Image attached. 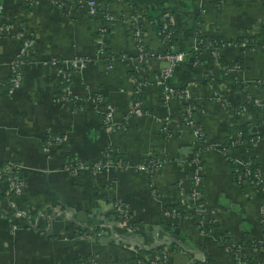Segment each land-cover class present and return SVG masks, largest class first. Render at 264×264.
<instances>
[{
	"label": "crops",
	"instance_id": "obj_1",
	"mask_svg": "<svg viewBox=\"0 0 264 264\" xmlns=\"http://www.w3.org/2000/svg\"><path fill=\"white\" fill-rule=\"evenodd\" d=\"M85 1L77 5V11L74 7L61 10L50 0L1 2L0 23L8 29L0 33V163L17 164L24 186L18 196L12 195L7 177H0V264H139L161 259V250L154 247L166 246L176 237L181 247L168 255L166 264H191L205 256L215 264H247L244 258L264 264V190L238 184L226 166L220 145L235 131L231 115L213 100L216 92L245 106L234 119L247 124L251 134L262 135L254 138L252 147L264 180V50L259 48L264 40L256 39V48L229 45L218 50L229 72L243 84V92L231 91L225 80L214 82L209 77L219 75L215 60L203 49L195 62L185 54L170 75V84L185 85L188 97L198 106L191 116L206 144L198 197L213 211V221L199 217L194 224L189 216L164 210L177 200L179 191L190 189L195 169L190 159L193 136L179 114L181 100L172 97L166 107L158 88L147 83L141 87V114H130L134 78L128 71L135 60L126 19L131 8L122 0H94L100 11L89 16ZM138 1L143 12L142 42L151 52L161 48V42L148 16L166 12L181 31L194 9L201 8V32L214 31L224 38L244 30L257 32L264 19V0H222L217 9L208 0ZM105 9L112 19L98 51L95 39ZM26 39L31 44L23 56L19 86L6 93L2 85L9 76L8 62ZM177 45L183 47L181 42ZM117 54L128 57L121 59ZM74 58H84L81 68L69 66ZM236 59L240 66L234 68ZM146 64L148 70L156 71L167 62L150 57ZM93 96L100 100L87 102ZM250 99L263 104L255 109ZM106 106L109 128L100 122ZM46 136L64 139L46 145ZM105 146L119 157L111 155L112 165L90 178L85 163L96 159ZM148 154L160 161V167L146 176L135 164ZM227 154L236 164L247 160L242 142L231 146ZM65 156L82 165L72 175L64 168ZM95 193L101 197L95 198ZM116 199L124 203L132 228L110 218V204ZM15 204L29 208L22 220L15 216ZM63 214L70 219H61ZM51 219L63 220V226L47 235ZM95 226L99 234L76 236L81 228ZM168 226L177 229L175 237L172 231L165 232ZM221 235L227 238L226 244L239 248L229 251L218 245ZM256 242L259 248L253 247Z\"/></svg>",
	"mask_w": 264,
	"mask_h": 264
},
{
	"label": "built area",
	"instance_id": "obj_2",
	"mask_svg": "<svg viewBox=\"0 0 264 264\" xmlns=\"http://www.w3.org/2000/svg\"><path fill=\"white\" fill-rule=\"evenodd\" d=\"M1 2L0 0V10H1ZM53 4H55L58 8L61 10H67L69 11L71 8L75 7L76 5H80L83 3V0H50ZM86 5V13L89 16H92L96 13V3L94 0H86L85 1ZM129 6V5H128ZM131 10V9H130ZM143 18V12L142 9L139 7L135 10H131L127 19V28L130 32V35L133 38L134 42V55L132 56L135 60V66L133 67V70L138 72L139 75L134 78V87H133V92H138L140 91V87H142L145 84H153L157 88H159V93L161 95L162 100L169 101V99L177 98L180 99L182 102H184V105L181 107V114L180 117L182 118L183 124L188 127L191 131V134L193 136V141H192V154H191V161L195 166L194 172H192V186L190 189H188L187 192L184 191H179L177 201L179 204V207L182 210L185 211H193L196 214L200 215V218L207 219V221H213L211 219V216L213 214V211L208 209L203 202L199 199V184H200V177H199V169H200V164H201V154L203 148H199L196 145V141H198L199 138L202 137V130L195 125V121L192 118V112L195 110H199L198 108H194L192 104H187V99H191L188 97V94L184 89L176 90L170 82V75L172 73L173 68L179 64L183 58L185 57V53L183 51H177L174 50L171 45H169L167 48H165L164 53H158L157 51L151 52L148 49L145 50V46L142 42V19ZM112 19V14H110L106 9L103 12L102 16V24H100L97 28V35H96V47L98 51L102 50V42H101V36L105 33L106 28H107V23ZM162 22L161 29L156 32V36L161 42V47H165V42L167 41V38L169 36V31H166V26L167 25H172L171 18L168 13H162L161 18ZM7 26L4 25L2 22L0 23V33L3 32L4 30H7ZM99 35V36H98ZM200 41L196 40L193 38V43L191 45V48L193 51H195L197 54L200 51V49H204L202 47H199ZM31 44V41L29 39H26L23 41L22 45L20 46L19 49H17L14 57L9 60L8 62V68H9V76L6 80V83H4L2 86L4 87V90L6 93H12L13 90H15L19 86L20 78H21V65L23 62V56L26 52L27 46ZM210 43H205L203 47L209 46ZM233 46L237 45L241 48H248L247 43L245 39L240 41L238 44H231V43H214L213 46L211 47L210 50V55L215 59L218 56V50L223 47V46ZM251 48H256V47H251ZM259 48L264 50V42H261V45H259ZM117 57L124 59L128 57V55H123V54H117ZM154 57L158 60H165L167 62V65L165 67H159L156 69V71H150L146 67V61L150 58ZM196 59V57H195ZM194 59V62H195ZM85 60L84 58H74L73 60L69 61V66L73 69H79L83 66ZM142 63L145 64V68L141 65ZM234 68L239 67L238 64L233 63ZM227 71L229 72V66H227ZM74 101H79L81 102L83 99L82 98H73ZM98 96H93L91 98L87 99V102H96L99 101ZM213 100H215L217 103L221 104L222 107L224 108V105H229V101L227 99H224L220 95H216V92L213 93ZM264 102V101H263ZM263 102H259L258 100H252V103L254 105H262ZM140 102H131L130 103V114H135V115H140L142 110L140 108ZM243 107L239 110L241 112L244 109ZM110 109L108 106L105 107L104 112L101 114V123L103 124L104 127L109 128L111 126L110 124ZM182 115V116H181ZM257 137V136H256ZM234 140L231 142V146L235 145L236 143L240 142V134L239 132H235L233 135ZM64 137H55L51 138L50 136H46L44 138V143L48 145L51 141H62ZM204 142V139H203ZM254 142V141H252ZM205 143V142H204ZM230 146V147H231ZM229 147V148H230ZM194 148L195 149L194 151ZM220 149L222 150L223 154H227V150L229 149ZM43 149H47L46 147ZM108 154L104 155V159H97L91 166V174L96 175L100 173L102 170L106 169L108 166L112 165L113 159H112V150L108 149ZM230 156V155H229ZM231 157V156H230ZM232 158V157H231ZM232 161L235 163V161L232 158ZM236 164V163H235ZM248 164V162L245 160L244 163L241 164H236L240 166L237 169L236 175L233 174L235 181L239 183H248L252 186H257L256 182H252L249 178L248 175V170L247 168H244ZM82 165L78 161H69L64 163V168L69 172L70 175L74 174L78 168H80ZM135 167L137 170L144 172L145 174H153L156 171H158L160 167V161L153 155L148 154L146 157L141 160L140 162L135 164ZM233 173V172H232ZM5 176L8 179L9 182V190L11 191L12 195L18 196L22 188L24 186V180L22 177V172L20 171V167L12 162H6L3 164H0V177ZM254 177H257L258 180H260V174L259 171H255L253 174ZM122 202L118 199L114 200L110 206L111 208H114L118 213L123 215V217H126V210L124 207H122ZM15 213L18 218L22 220V218H25L27 212L29 211L28 207H23L20 205L15 204L14 207ZM165 210V209H164ZM165 212H167L165 210ZM168 213H174L177 214L176 212H168ZM178 215V214H177ZM55 216V215H52ZM57 217V216H56ZM61 219L67 220L69 219L67 215L63 214L61 215ZM67 217V218H66ZM11 222L14 221V219H10ZM119 223V225L124 226L125 223L124 221H116ZM12 228H15L14 222L11 223ZM96 234H99L98 232ZM218 245L221 247L233 251L234 248L238 249L239 245H234V244H226L222 240H219ZM161 259H150V260H145L139 264H166V260L168 255L165 254V252L161 251ZM245 263V262H244ZM252 264V263H250Z\"/></svg>",
	"mask_w": 264,
	"mask_h": 264
},
{
	"label": "trees",
	"instance_id": "obj_3",
	"mask_svg": "<svg viewBox=\"0 0 264 264\" xmlns=\"http://www.w3.org/2000/svg\"><path fill=\"white\" fill-rule=\"evenodd\" d=\"M123 2H126L128 5H129V8H131V10H135L138 7V5L140 4L138 0H122ZM191 1V0H190ZM222 0H208V2L210 3V5L214 8V9H217L220 5ZM77 5L74 7V10L77 11ZM96 12H99V7L96 6L95 8ZM148 18H150L151 20V27H152V30L156 33L158 32L160 29H161V26H162V22L160 20L161 16H154V17H151V16H148ZM263 21V24H261L259 26V29L257 30V32H251L250 30H244L242 34L236 36V37H233V38H224L220 35H218L217 33H214V31L210 32L209 34H204L201 32V27L200 25L202 24V18H201V8H195L190 19L188 20V23L185 25V27L181 30V31H178L175 29V27L173 25H167L166 26V31H169V36L167 38V41L165 42V47L164 48H159L157 50L158 53H164L165 51V48H167L169 45H171L173 47L174 50H177V51H183L185 54L187 55H190L193 59H195V57L197 56V53L195 51L192 50L190 44H189V40L191 38H195L196 40L200 41L201 43H199V47H202L204 48L203 50L206 52V54L208 56H210V58L215 62H216V65H215V68L218 72V75L219 76H216L215 74H211L209 75V77L214 81V82H221L222 79L225 80L227 83L230 84V90L231 91H240V92H243L242 90V86L243 84L239 81H237L235 79V77L232 75V73L228 72L227 71V63L226 61L224 60L223 56L222 55H218L215 59L210 55V50H211V47L213 46L214 43H231V44H238L240 41H242L243 39H245L246 43H247V47L248 48H251V47H256V39H261V40H264V19L262 20ZM210 30H211V25H209ZM213 28V27H212ZM214 29V28H213ZM212 29V30H213ZM182 43L183 44V47L182 48H179L178 47V43ZM205 43H210L209 46L207 47H203V45ZM145 50H147L146 47H144ZM242 49H246V48H242ZM110 54V53H108ZM234 62L236 64H238V66H240V63H239V60H234ZM143 66V68H145V64L142 63L141 64ZM214 66V65H213ZM128 73L133 77V78H136L139 73L134 71V70H129ZM7 80V79H6ZM6 80L4 83H6ZM201 82H204L203 80ZM3 83V84H4ZM185 88V85H180L178 88H176V90H180V89H184ZM159 88H158V92H159ZM243 94H246V93H243ZM57 97H60V93L59 91L57 92L56 94ZM132 102H136V101H140L141 100V87H140V91L138 92H133L132 93ZM229 101V100H228ZM250 102L251 104L253 105V107L255 109H259L257 105H254L252 103V100L250 99ZM187 104H194V101L192 99H187ZM243 107V103H236V102H233V101H229V105H224V109L231 115L232 119H231V122H232V128L235 132H239L240 134V142L244 143L245 145V154H246V161L248 162V164H246L245 166H243L244 168H247L248 170V175H249V178L252 182H256L257 183V186L258 188H262V190H264V180L260 179L258 180L257 177H254L253 174L255 173V171H259L258 169V165L254 162V159H253V155H254V152H253V147H252V141L254 140V138H256V136H262L261 134H257V133H254V134H251L249 132V128H248V125L245 124V123H242V124H237L236 120L234 119V114L236 112H239V110ZM179 113L181 114V110H179ZM182 116V115H181ZM101 117L100 116V122H101ZM103 125V124H102ZM195 125L197 126V124L195 123ZM231 128V127H230ZM202 132V131H201ZM203 134V133H202ZM203 139H204V135H202L201 138L198 139V141H196V145L197 147L199 148H203L206 146V144L203 142ZM234 140L233 137H230V135H227L226 138L224 139V141L222 142V144L220 145V149H227L231 146V142ZM110 147L109 146H105L99 156L94 159L93 161L91 162H88V163H85V167L87 168L88 170V173H89V177L91 178L92 177V174H91V166L92 164L97 160V159H104V155L105 154H108V149ZM195 149L197 148H194V151ZM113 157L115 158H118L119 157V154L117 153H112L111 154ZM224 156V162L226 164L227 167H229V169H231V171L233 172L234 175H236V172H237V169L240 167L238 165H236L233 161H232V158L224 153L223 154ZM154 157V156H153ZM65 159H67L66 161L69 162V161H76L75 159H73V157L71 156H65ZM0 164H3V163H0ZM146 176H148L149 174H145ZM241 184V183H239ZM242 185V184H241ZM96 191V190H95ZM97 192V191H96ZM95 198H100L101 195H97L95 193V195H93ZM114 200L111 201V203L113 202ZM122 202V201H121ZM122 207L125 208V205L124 203L122 202ZM179 204H178V201L175 200L173 201L170 205H166L164 207V209L167 211V212H176L178 215L180 216H189L192 218L194 224H197V220L198 218L200 217L199 214H196L195 212L193 211H185V210H182V209H179ZM111 215H110V218L113 219V220H120V221H124L125 223V227H130L132 228L133 225H134V222H132L131 220H129V216L126 212V217H123V215H121L120 213H118L114 208H111ZM172 231V226H168L165 228V232L167 233H170ZM99 233L100 232V229L99 227L95 226L91 229H86V228H81L80 231H78L76 233V236H79V235H83L85 233H92V234H96V233ZM125 232V230H124ZM180 237H176L175 239H172L166 246L162 245V244H159V245H156L154 248L156 249H159L163 252H165L166 255H170L175 249L181 247L179 245V242L177 243V240H179ZM221 240L222 241H226L227 238L224 236V235H221L220 236ZM254 246L253 247H257L259 248L261 246L260 243H253ZM140 253H145L146 250H142V249H139L138 250ZM243 261L245 263H250V261H248L247 259H243ZM191 264H215L211 259H209L207 256L204 257L203 260H196V259H193L191 261Z\"/></svg>",
	"mask_w": 264,
	"mask_h": 264
},
{
	"label": "water",
	"instance_id": "obj_4",
	"mask_svg": "<svg viewBox=\"0 0 264 264\" xmlns=\"http://www.w3.org/2000/svg\"><path fill=\"white\" fill-rule=\"evenodd\" d=\"M70 219V218H69ZM63 226V220H54V219H51L50 221V231H46V234L47 235H50V234H56L58 232V230H60ZM176 230L177 229H173L172 233H171V236L172 237H175V233H176ZM118 232H121L120 229H118Z\"/></svg>",
	"mask_w": 264,
	"mask_h": 264
},
{
	"label": "rangeland",
	"instance_id": "obj_5",
	"mask_svg": "<svg viewBox=\"0 0 264 264\" xmlns=\"http://www.w3.org/2000/svg\"><path fill=\"white\" fill-rule=\"evenodd\" d=\"M169 82H170V81H169ZM159 95H160V93H159ZM159 97H160V100L162 101L163 105L166 106V107H169V103H170V102H169V101L162 100L161 95H160ZM194 103H195V102H194ZM183 105H184V102L181 101L180 109H181V107H182ZM193 106H194L195 109L198 108V106H197L196 104H195V105L193 104ZM180 109H179V110H180Z\"/></svg>",
	"mask_w": 264,
	"mask_h": 264
}]
</instances>
